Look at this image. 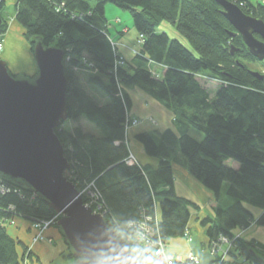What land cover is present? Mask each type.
<instances>
[{"label":"trees","instance_id":"16d2710c","mask_svg":"<svg viewBox=\"0 0 264 264\" xmlns=\"http://www.w3.org/2000/svg\"><path fill=\"white\" fill-rule=\"evenodd\" d=\"M230 1L264 20L263 0ZM15 2V20L33 48L40 37L46 47L65 51L67 110L69 119L76 123L74 128L62 127L63 123L55 129L71 166L65 175L77 187L95 184L107 208L108 223L132 233L130 223L150 215L153 226L158 219L166 242L190 231L191 206L198 208L199 204L176 193L173 165L177 164L214 200L211 213L198 217L206 236L202 245L226 236L233 243L230 262L264 264L259 261L264 258V242L239 235L254 220L264 224V80L251 74L246 62L259 60L249 52L240 34L232 36L235 28L223 15L222 6L214 0ZM108 3L130 11L139 33L132 60L125 56L122 65L113 53L116 46L110 39ZM4 7L0 0V39L7 24ZM163 21L176 25L192 49L165 31L159 33ZM78 71L92 74L90 80L108 101L99 103L84 88ZM201 77L218 82L214 96ZM135 87L153 96L174 116L175 129L135 135L145 155L157 160L156 165L127 161L126 123L128 118L139 120L130 111V90ZM82 116L101 126L103 132L86 130L80 123ZM191 129L202 132L203 138L192 136ZM223 190L228 197L225 201ZM245 202L262 208L257 219ZM55 214L33 190L0 175V264H42L8 227L16 218L32 225ZM67 248V256L74 262Z\"/></svg>","mask_w":264,"mask_h":264},{"label":"water","instance_id":"95a60500","mask_svg":"<svg viewBox=\"0 0 264 264\" xmlns=\"http://www.w3.org/2000/svg\"><path fill=\"white\" fill-rule=\"evenodd\" d=\"M214 1L235 28L232 36L240 34L249 52L264 61L263 18L230 0ZM33 53L34 77L14 76L0 58V175L33 190L61 215L56 225L75 258L72 264H139L106 217L84 203L65 175L71 166L55 131L69 118L64 49L46 47L37 37ZM250 72L264 80L263 73Z\"/></svg>","mask_w":264,"mask_h":264},{"label":"rangeland","instance_id":"374dc122","mask_svg":"<svg viewBox=\"0 0 264 264\" xmlns=\"http://www.w3.org/2000/svg\"><path fill=\"white\" fill-rule=\"evenodd\" d=\"M3 1L5 2V7L3 9V16L7 24L2 34L3 48L2 50H0V58L5 59L8 62L9 69L14 76L34 77L38 73V68L34 58V53L32 49L33 47H32V43H30L27 36L25 35L24 29L15 20L16 2L15 0H3ZM106 17L109 21V27L111 32L110 39L112 42L111 44H113L114 47L116 46L115 48H113V53L116 56V58L118 57V61H121V65L125 64L126 60L124 57L126 56L128 59L132 60L134 56L133 52H136L139 45L137 43L139 33L134 26L132 14L130 11L117 7L113 3H108L106 5ZM157 31L159 33L164 31L167 32L171 38L180 39L188 48L192 49L187 39L184 38L178 32L176 25L168 21H163ZM133 62L137 64V60L136 61L134 60ZM246 65L249 67V69L253 71H259L264 74V61H255V62L249 61L246 62ZM77 74L79 75V78L83 83L84 88L93 97H95L99 101V103L103 104L106 101H108V96L105 93H103L100 88L96 86V83L93 82L92 79L90 80V75L92 74H89V72H79V71L77 72ZM103 79L106 81L105 77ZM201 80L206 82V83L204 82L201 83L208 88V91L211 94V96H214L219 87L218 82L212 78L205 79L201 77ZM130 92L133 94L132 95L133 104H134L133 108H135L136 113L141 109H147L148 111L147 110L145 111L150 112L148 114H151V116L148 117V120L154 123V125L157 124L156 120H158L159 125H162L164 123V119H167L171 125L175 124L173 113L169 109H167L162 103L156 100L153 96L145 92L143 89L137 87L130 90ZM163 111L168 113L166 114V117L164 116ZM141 122L142 119L139 118L138 123H136V126L131 125L129 127V132H127L128 134L126 133V139H125L128 148L130 149V151L133 152V154L137 157V159H139V161L140 160L142 161V157H139L140 154H138V152L144 153L143 146L140 142L134 140L132 135L130 137L129 133H131L132 131L131 129L137 127L138 125H141ZM80 123L86 130H91L96 133L103 132L101 126L91 123L83 116L80 119ZM75 126L76 123L72 119L68 118L64 122V125L62 127L74 128ZM141 126H145V125L143 124ZM190 134L197 139H202L204 136L202 132L196 129H191ZM229 163L233 164L234 161H230ZM176 175H178L175 178V182L177 185L176 193L178 195L187 197L190 196V194H193L195 199L192 200H194L200 206H205V207L211 206V203L209 202L211 200V196L206 195L203 191L193 187V185L191 184L188 185L186 182H184L179 172H177ZM225 187L226 185L223 188L224 190ZM224 190H223V200L225 201V198L228 199V197L224 194ZM245 205L252 211L255 219H257L262 211V208L258 205L249 202H245ZM156 208H157L156 211L158 213L160 210L158 203ZM191 208L192 210L195 211V207L193 205L191 206ZM199 213H201L200 210H197V216H196L197 219H192V223H194V225L190 232L193 235V237L196 238L198 245L202 246L201 249L203 251V254L209 255V252L207 251L204 252L203 250V245L201 241L203 240L202 238L204 237L201 229L202 227L200 225V220L198 219V217H202L205 213L204 214L202 213V215L201 214L199 215ZM14 224L15 223H13V225ZM51 227L53 226H49L47 229L42 231V233L39 234L40 237L37 240H42L43 238H45L47 230ZM30 228L34 233L33 239L35 240L36 239L35 237L36 235H38L37 233H39V231L36 228L34 229L33 225H30ZM123 233L127 234L125 232ZM242 233H243L242 236L246 240H251L254 238L260 242H264V224L257 222V220H254L248 228L242 230L241 234ZM167 245L171 251L180 253L182 256L187 257L191 243L188 242L185 235H179V236L170 237L168 239ZM49 248L51 249L50 250L51 252L48 254L47 257L44 258V264L73 263L72 259H68L62 254L64 252H66V254L68 253L67 244L65 242L64 237L60 236V238L54 243H52L49 246Z\"/></svg>","mask_w":264,"mask_h":264},{"label":"built area","instance_id":"2783aa9c","mask_svg":"<svg viewBox=\"0 0 264 264\" xmlns=\"http://www.w3.org/2000/svg\"><path fill=\"white\" fill-rule=\"evenodd\" d=\"M140 41L142 42V37L139 39V42ZM2 48L3 40L0 39V50H2ZM116 62L121 64V61H118V58ZM136 123H138L137 118H128L126 123V133L129 132V127L131 125L136 126ZM127 161L130 163L139 162L132 151H130ZM78 189L80 191V195L83 197L84 203L87 206L91 207L94 212L101 213L107 217V208L103 202L99 190L95 187L93 182H88L86 185L78 187ZM60 217L61 215L56 213L48 220L32 224L34 229L36 228L39 231V233H37L38 235L35 237V240L40 237L39 234L42 233V231L47 229L49 226L56 224ZM153 221L154 220L150 215H145L144 219H142L140 222L130 223V226L132 227V233L127 234L123 233L120 226L118 227L117 225V231V229L109 223L116 231L120 240L135 254L139 264H234L230 262V250L233 247V243L226 236H220L217 241L209 242L207 246H203L204 252L207 251L210 255L209 256L207 254L209 256V260L207 263H204L200 255L193 249H190L187 257L178 256L170 252L167 242L159 230L158 219H155V226L152 225ZM190 231H186L185 236L189 243H193L194 237ZM239 235L241 236L242 234L240 233Z\"/></svg>","mask_w":264,"mask_h":264},{"label":"crops","instance_id":"0c3cea01","mask_svg":"<svg viewBox=\"0 0 264 264\" xmlns=\"http://www.w3.org/2000/svg\"><path fill=\"white\" fill-rule=\"evenodd\" d=\"M128 29V28H127ZM129 31V29H128ZM127 31V32H128ZM126 35V34H125ZM132 93H131V99H132V106H131V114L135 115L136 117L142 119V122H141V125H145V126H141V125H138L137 127L131 129V133H129V136L134 138L135 139V135L137 133H140V132H155L156 131H161L163 132L165 129L167 128H172V129H175V124H170V122L167 120V119H164V123L162 125H159L158 124V120H156L157 124L154 125V123L150 122L148 120V117L151 116V114H148L150 112H146L145 110L147 109H141L139 110L137 113L135 112V108H133V98H132ZM142 111V112H141ZM148 111V110H147ZM170 112V111H169ZM163 114L164 116L166 117V112L163 111ZM171 114V113H170ZM153 129V130H151ZM138 154H140L139 157H142V161L144 162H152L153 164H157V160L156 159H151L149 157H147L145 155V152H138ZM141 159V158H140ZM173 169H174V173H175V178L178 176L176 175L177 172H179L184 180V182H186L188 185L191 184L193 185V187L197 188V189H200L201 191H203L206 195L208 196H211V200L209 201L211 203V208L210 207H205V206H200L199 205V209L198 208H195V211L193 210L192 212V218L191 219H197L196 216H197V210H200L201 213H199V215L202 213L204 214H207V213H211V209L214 205V200L212 198V195L209 191H207L204 187H202V185H200V183L194 179L191 174L182 166L180 165H173ZM174 188H175V191H177V185H176V182L174 180ZM189 197L190 200L192 199H195V197L193 196V194H190V196H187ZM194 201V200H192ZM204 214V215H205ZM158 217L160 216V211L157 213ZM30 222L25 220V219H21V218H16V221H15V224L14 225H10L8 227V231L9 233L16 239H19L21 241H23L25 244H27L33 251L34 253L37 255V257L40 258L41 260V263L44 264V258L48 256V254L51 252L49 246L54 243L55 241H57L60 236H62L60 230L58 227H51L47 230L46 232V236L45 238H43L42 240H34L33 239V231L32 229L30 228ZM194 223H192V220H191V228L193 227ZM202 229V232H203V237L202 238L203 240L201 242H204V240H206V236H205V233H204V229ZM243 235V233H242ZM63 237V236H62ZM201 246V245H200ZM198 245V242L196 240V238L194 237V240H193V243H191L190 245V249H193L196 253H198L200 255V257L202 258V261L204 263L208 262L209 260V256L203 254V251H202V246L200 247ZM169 249V248H168ZM189 249V251H190ZM67 251H68V248H67ZM170 252L178 255V256H182L180 253H176V252H173L169 249ZM188 251V252H189ZM63 256L67 257L68 259H70L66 252L62 253ZM184 257V256H182ZM58 259V258H57ZM57 261V260H56Z\"/></svg>","mask_w":264,"mask_h":264}]
</instances>
